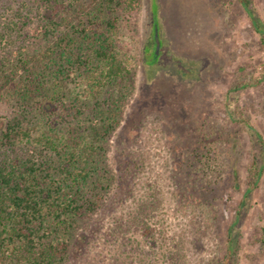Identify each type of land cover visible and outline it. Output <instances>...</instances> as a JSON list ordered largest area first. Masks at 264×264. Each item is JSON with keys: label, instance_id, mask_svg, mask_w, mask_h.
Instances as JSON below:
<instances>
[{"label": "rangeland", "instance_id": "obj_1", "mask_svg": "<svg viewBox=\"0 0 264 264\" xmlns=\"http://www.w3.org/2000/svg\"><path fill=\"white\" fill-rule=\"evenodd\" d=\"M250 1L264 23V0ZM133 21L121 46L135 92L107 149L114 181L64 264H217L238 215L243 238L224 264H264L261 36L239 0H142Z\"/></svg>", "mask_w": 264, "mask_h": 264}, {"label": "trees", "instance_id": "obj_2", "mask_svg": "<svg viewBox=\"0 0 264 264\" xmlns=\"http://www.w3.org/2000/svg\"><path fill=\"white\" fill-rule=\"evenodd\" d=\"M239 1L264 44V23ZM16 3H0V103L11 108L0 115V264H64L80 217L114 181L107 149L135 92L121 41L142 0ZM239 219L217 264L240 246Z\"/></svg>", "mask_w": 264, "mask_h": 264}]
</instances>
